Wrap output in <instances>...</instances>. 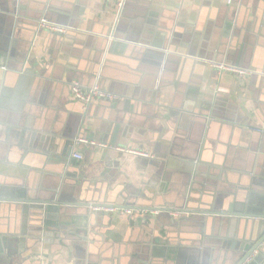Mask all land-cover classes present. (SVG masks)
<instances>
[{
  "label": "crops",
  "instance_id": "crops-1",
  "mask_svg": "<svg viewBox=\"0 0 264 264\" xmlns=\"http://www.w3.org/2000/svg\"><path fill=\"white\" fill-rule=\"evenodd\" d=\"M117 1L0 0V264H232L213 217L185 212L264 197V1ZM73 82L118 99L85 104ZM44 137L69 143L67 163ZM28 193L133 211L86 223L72 207L20 251Z\"/></svg>",
  "mask_w": 264,
  "mask_h": 264
},
{
  "label": "water",
  "instance_id": "water-1",
  "mask_svg": "<svg viewBox=\"0 0 264 264\" xmlns=\"http://www.w3.org/2000/svg\"><path fill=\"white\" fill-rule=\"evenodd\" d=\"M25 72V74L32 73V71L31 73L30 71ZM20 99L22 101L26 100V95L21 96ZM44 141H46L45 144L47 143L46 152L50 153V157L51 154L57 153L59 154L58 160L61 158L63 163L68 162V158L71 155L69 143H64L61 149H59V142L55 141V139L44 137ZM32 142H37L36 136L32 137ZM51 160H53V158H51ZM188 166L190 169L192 163H188ZM73 176L76 180L84 177L80 172ZM22 202L21 218L23 230L21 231V235L23 239L20 241V251L25 250L26 246L34 248L41 240L43 243H46L47 240L52 237L48 234V231H56L58 228L68 225L69 223L66 221L70 216V211L68 210L72 207H81L85 210L87 215L84 220L86 223L88 217L95 220L98 216L105 217L109 214L101 211L91 212V208L98 205H88L87 203L76 205L74 203H67L57 197L49 198L44 201H37V199L29 193ZM230 202H232V204H230L227 211L222 214L211 212L189 213L188 211L185 213L201 215V219L199 220L200 223L213 217L217 242L226 250V254H231L230 260L232 264H264V197L259 198L254 194L246 193L239 204H237L235 200H231ZM29 221L32 228L31 231H29L31 232L28 236L29 240H27V225ZM24 229H26V233ZM38 236L40 238H38ZM156 257H158V255H156ZM160 257L164 258L165 253L160 254ZM196 260L195 258V261ZM195 264H197V262ZM223 264L228 263L223 262Z\"/></svg>",
  "mask_w": 264,
  "mask_h": 264
},
{
  "label": "built area",
  "instance_id": "built-area-1",
  "mask_svg": "<svg viewBox=\"0 0 264 264\" xmlns=\"http://www.w3.org/2000/svg\"><path fill=\"white\" fill-rule=\"evenodd\" d=\"M125 1L126 0H118L117 1L116 6H117V9L119 10L118 12H120V10L123 9V6L125 5ZM38 28L40 30L45 31V32H48L51 34H58V35H64L69 30L68 27H63V26L52 24L49 21H47L46 19H40L38 21ZM211 65L216 70L218 75H221L224 72H228V73L235 75L238 78H242L248 74L247 71H245V70L239 69V68L231 66V65H227L225 63H212ZM71 93L76 100L83 102L85 104L90 103L93 99H96V98H100V99H104V100H111V101H115L118 99L116 96L111 95V94L101 90L96 83L94 85H92L88 91H84L79 83L73 82L71 84ZM82 140L83 139H81L79 141L83 142ZM86 143H88L91 146L95 145V143L92 141H90V142L86 141ZM128 152L131 154L137 155V156L148 157V155L146 153L141 152V151H128ZM72 158H74L75 160H81L82 156L79 153H73ZM91 209L94 211H105L107 213L108 212L109 213H115L118 216L119 215H121V216L130 215L133 211V209H131V208L125 209V208L113 207V206H106V207L95 206ZM156 213H157V211H156Z\"/></svg>",
  "mask_w": 264,
  "mask_h": 264
}]
</instances>
